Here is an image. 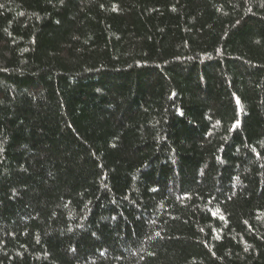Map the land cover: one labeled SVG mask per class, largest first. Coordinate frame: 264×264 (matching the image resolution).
<instances>
[{"label": "trees", "instance_id": "obj_1", "mask_svg": "<svg viewBox=\"0 0 264 264\" xmlns=\"http://www.w3.org/2000/svg\"><path fill=\"white\" fill-rule=\"evenodd\" d=\"M0 264H264V0H0Z\"/></svg>", "mask_w": 264, "mask_h": 264}]
</instances>
